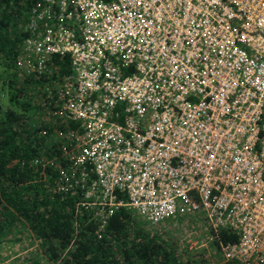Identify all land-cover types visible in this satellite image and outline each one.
<instances>
[{"label":"built area","instance_id":"1","mask_svg":"<svg viewBox=\"0 0 264 264\" xmlns=\"http://www.w3.org/2000/svg\"><path fill=\"white\" fill-rule=\"evenodd\" d=\"M29 1L17 68L63 129L54 191L99 231L198 214L201 264H264V0Z\"/></svg>","mask_w":264,"mask_h":264},{"label":"trees","instance_id":"2","mask_svg":"<svg viewBox=\"0 0 264 264\" xmlns=\"http://www.w3.org/2000/svg\"><path fill=\"white\" fill-rule=\"evenodd\" d=\"M29 3L0 0V77L10 102L0 105V243L21 226L39 242L45 264H201L207 260L203 252H191L185 245L182 249L141 226L125 208L112 212L99 231L96 221L76 213L72 197L54 191V178L65 163L57 134L63 129L57 122H47L40 104L43 95L36 91L41 82L20 76L17 68L21 23ZM205 227L200 238H208L209 245L216 247L214 256L219 257V244L211 241L215 232L207 222ZM218 236L224 242L235 240L226 229L219 230Z\"/></svg>","mask_w":264,"mask_h":264},{"label":"rangeland","instance_id":"3","mask_svg":"<svg viewBox=\"0 0 264 264\" xmlns=\"http://www.w3.org/2000/svg\"><path fill=\"white\" fill-rule=\"evenodd\" d=\"M2 70L3 68L0 65V72H2ZM3 79L4 78L1 76L0 95H4L5 93L6 96L0 97V105L5 107L6 105H10V102L8 101V94H6L7 91H5V88H2ZM51 120L52 119H47V122ZM137 221L141 226H148V229L155 232L157 231L164 240L182 249H184L182 246L187 245V240L189 238L196 239L198 236H202V230L206 228V222L203 219L201 220L198 214L188 216L177 215L175 218L160 223L156 227L147 225L145 220L140 217ZM40 252L41 247L39 242L31 237L24 228L18 226L10 235V239L0 243V264H45L46 259L42 257Z\"/></svg>","mask_w":264,"mask_h":264}]
</instances>
